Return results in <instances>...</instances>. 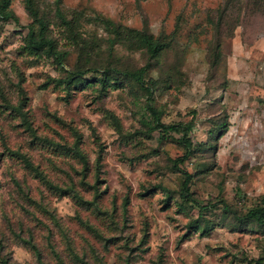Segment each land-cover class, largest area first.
Here are the masks:
<instances>
[{
    "label": "rangeland",
    "instance_id": "374dc122",
    "mask_svg": "<svg viewBox=\"0 0 264 264\" xmlns=\"http://www.w3.org/2000/svg\"><path fill=\"white\" fill-rule=\"evenodd\" d=\"M34 1L38 18L26 0L0 18V264H264V226L232 213L264 198V16L248 0L221 27L225 0ZM43 26L67 69L98 72L33 46ZM146 67L163 122H195L194 196L232 210L195 230L171 167L183 148L153 132L128 74Z\"/></svg>",
    "mask_w": 264,
    "mask_h": 264
},
{
    "label": "trees",
    "instance_id": "16d2710c",
    "mask_svg": "<svg viewBox=\"0 0 264 264\" xmlns=\"http://www.w3.org/2000/svg\"><path fill=\"white\" fill-rule=\"evenodd\" d=\"M235 0H225V4L223 6L222 16H221V22L218 24L219 27L223 26V22L226 19L227 13L230 11H233L237 8L240 12L242 11V8L244 7L245 2L242 3V6H238L240 3L238 0L236 3L237 5H233ZM247 1V0H246ZM1 7H0V18L4 20L14 19L15 21L18 20V18L13 14L12 12H7L6 9L8 8L9 0H1ZM233 5V6H232ZM253 5L255 6V12L259 14L260 16H264V0H248V3L246 6ZM26 8L27 10L36 18H38L35 1L34 0H26ZM58 14L62 21H65L66 18L64 17L61 8L58 7ZM29 39L33 46L35 47H46L49 54L59 61V64L63 68L65 72H67L69 75H72L74 77H90L92 76L90 73H97L98 69H88V70H69L64 66V63H62V59L60 58V53L55 51V45L51 39L47 37L46 29L40 28V31L37 32L35 28H31L29 32ZM221 40L222 37H219V43L217 45V48H221ZM144 44L146 46L147 52L149 54L150 60H154L158 57L159 53L163 50L164 44L158 40H156L153 36L150 34L144 35ZM220 53H218L219 55ZM147 68L141 69L136 73H128L134 79L136 82L140 85V87L145 91L146 97H147V109L149 112V119L150 124L152 125L153 132H156L157 136L162 139H168V138H174L179 141L181 144L183 151L176 154L175 157L171 158V167L174 170L179 171L183 175V184L181 189V197L184 200L183 203V209L187 210V208L190 209V211L197 210L198 216L193 217L190 223V229H196L197 228V222H199L200 218L204 216L205 211L215 209L217 207H221L223 210H225L227 213L232 212L231 207L224 199H217V200H211L207 203L197 197L194 196L193 192L191 191L190 185L193 178V175L185 168L183 167L186 163H189L191 160L194 159L195 153H196V147L198 146V142L196 141L194 137V131H195V122L194 120H191L189 122L185 121H175L173 123H165L162 120V114L161 112L154 106L155 102V86L156 82L153 79L146 80L144 78V74L147 71ZM228 116H226V119ZM229 125L224 124L222 126V132L220 133V136L224 135L227 131ZM235 215V217L241 221L242 223L246 222H255L260 226H264V198L262 199L260 205H256L254 207L249 208L245 214L238 215L235 212H232ZM258 264H261L259 261Z\"/></svg>",
    "mask_w": 264,
    "mask_h": 264
}]
</instances>
